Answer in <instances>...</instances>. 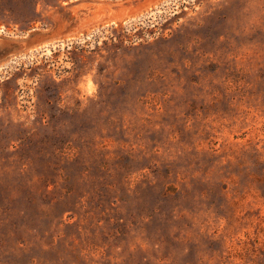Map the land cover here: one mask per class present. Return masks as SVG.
<instances>
[{
	"label": "rangeland",
	"instance_id": "obj_1",
	"mask_svg": "<svg viewBox=\"0 0 264 264\" xmlns=\"http://www.w3.org/2000/svg\"><path fill=\"white\" fill-rule=\"evenodd\" d=\"M0 264H264V0H0Z\"/></svg>",
	"mask_w": 264,
	"mask_h": 264
}]
</instances>
